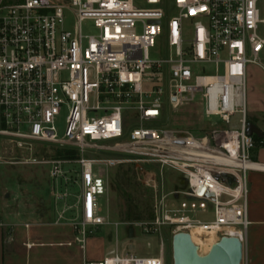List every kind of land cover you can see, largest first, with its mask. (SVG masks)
Masks as SVG:
<instances>
[{"label": "built area", "instance_id": "2783aa9c", "mask_svg": "<svg viewBox=\"0 0 264 264\" xmlns=\"http://www.w3.org/2000/svg\"><path fill=\"white\" fill-rule=\"evenodd\" d=\"M167 1L171 16L164 0H0V153L38 145L66 155L47 165L65 183L66 166L76 167L81 248L86 226L105 225L107 175L123 164L152 172L156 205L145 232L244 246L248 174L264 170L246 135V67L264 50V0ZM189 103L207 131L164 123V108ZM236 115V128H226ZM153 169L184 179L179 199L164 194ZM3 236L12 225L0 219ZM83 264H165V256L161 247Z\"/></svg>", "mask_w": 264, "mask_h": 264}, {"label": "rangeland", "instance_id": "374dc122", "mask_svg": "<svg viewBox=\"0 0 264 264\" xmlns=\"http://www.w3.org/2000/svg\"><path fill=\"white\" fill-rule=\"evenodd\" d=\"M164 1L168 16L173 15L172 6L167 0ZM137 5L142 9L146 8L141 2ZM83 30L84 33H90L87 24L83 25ZM262 53L258 64H248L246 67V111L247 122L256 125L264 133V69L259 65L261 63L264 66V51ZM164 116V123L172 130L190 131L196 135L209 128L196 103L183 104L176 109L168 106L164 108ZM237 118V115L234 116L226 128H236ZM211 121L217 120L213 118ZM130 122L129 119L128 123ZM58 128H62L61 122ZM58 157L64 158L66 155L38 145L21 152L14 150L7 154L0 153V217L12 223L13 227L17 225L15 243L20 245L27 239L34 242V232L43 233L42 237L45 236L51 242H70L73 245L71 248L55 250L66 252L74 257L76 264H81L82 251L78 250L75 240L78 236L76 225L80 223L76 167L66 166L69 170L66 183L51 179L47 162ZM257 158V161L264 163V148L258 150ZM153 171L158 173L156 169ZM150 173L152 172L146 168L131 164H123L109 171L107 205L104 198L101 200V215L105 217L106 223L95 228L86 226L85 235L82 236L87 259H102L113 254L145 257L157 254L162 247L165 264H173L171 231L168 228H162L156 233L144 231V227H148L151 222L156 205L154 192L147 185V175ZM157 176L164 194H168L169 199H179L180 193L185 189L184 179L170 169H164ZM5 195L9 197L5 198ZM22 223L29 224L28 232L24 227L18 226ZM28 233L31 237H28ZM3 240L4 238L1 241L2 250L5 244Z\"/></svg>", "mask_w": 264, "mask_h": 264}, {"label": "crops", "instance_id": "0c3cea01", "mask_svg": "<svg viewBox=\"0 0 264 264\" xmlns=\"http://www.w3.org/2000/svg\"><path fill=\"white\" fill-rule=\"evenodd\" d=\"M259 65L264 69L261 63ZM260 148H264V137L263 143H260L255 148L253 154L254 161L264 165V163L257 161L258 150ZM248 183L246 215L249 226L243 246L242 264H264V170L251 171L248 174ZM0 218L7 225H12V223H8L4 218ZM18 226L24 227L26 232L30 230L29 224L22 223ZM16 227L17 225L12 226V236L10 239L4 236L0 238V251L2 250L1 241L3 238L5 243L4 249L0 252V264H76V261L73 259L74 257L66 252L55 250V248H71L73 245L70 242L64 243L58 240V242L54 243L51 242L52 240H46L45 236L42 237L43 233L34 232L32 235V238L35 239L34 242L27 239L19 245L15 243L17 242ZM28 234V237H31V234ZM59 239H62V236H59ZM78 246V250L82 251L81 264L85 260H100L87 259L85 246L81 248L79 243Z\"/></svg>", "mask_w": 264, "mask_h": 264}, {"label": "water", "instance_id": "95a60500", "mask_svg": "<svg viewBox=\"0 0 264 264\" xmlns=\"http://www.w3.org/2000/svg\"><path fill=\"white\" fill-rule=\"evenodd\" d=\"M246 135L260 140L264 137L263 132L252 123L247 124ZM8 197L5 195V198ZM171 248L173 264H242L243 260V246L235 238H221L202 256L188 234L178 233L172 237Z\"/></svg>", "mask_w": 264, "mask_h": 264}, {"label": "bare ground", "instance_id": "6f19581e", "mask_svg": "<svg viewBox=\"0 0 264 264\" xmlns=\"http://www.w3.org/2000/svg\"><path fill=\"white\" fill-rule=\"evenodd\" d=\"M258 168H260L258 166ZM191 241L193 243V245L195 247H197V250H198V254L200 255H206L208 252H209V249H210V245H211V241H209L208 239H198L196 238V235H192L191 237Z\"/></svg>", "mask_w": 264, "mask_h": 264}, {"label": "trees", "instance_id": "16d2710c", "mask_svg": "<svg viewBox=\"0 0 264 264\" xmlns=\"http://www.w3.org/2000/svg\"><path fill=\"white\" fill-rule=\"evenodd\" d=\"M255 143H256V147L260 145V143H263V139H257L256 137H254Z\"/></svg>", "mask_w": 264, "mask_h": 264}]
</instances>
